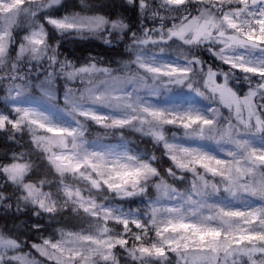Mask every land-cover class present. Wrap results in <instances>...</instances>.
<instances>
[{
	"label": "snow or ice",
	"instance_id": "1",
	"mask_svg": "<svg viewBox=\"0 0 264 264\" xmlns=\"http://www.w3.org/2000/svg\"><path fill=\"white\" fill-rule=\"evenodd\" d=\"M80 5L0 0V264H264V0Z\"/></svg>",
	"mask_w": 264,
	"mask_h": 264
},
{
	"label": "trees",
	"instance_id": "2",
	"mask_svg": "<svg viewBox=\"0 0 264 264\" xmlns=\"http://www.w3.org/2000/svg\"><path fill=\"white\" fill-rule=\"evenodd\" d=\"M122 3V0H89V4L94 8V9H100L101 5H105L106 7L103 8L104 12H110L112 11V5L115 4L117 6H119ZM118 14H121L119 7H117L116 9ZM124 15H131L130 12L128 13H122ZM27 26L23 25L22 29L18 30L19 33L24 32V29H26ZM54 42V41H53ZM95 47L100 48V54L103 55L106 51H109L106 46H104L100 40L98 39H93V40H77V41H72V40H68L65 41L64 45H63V51H66L69 54H74L75 57H85L87 56L88 52ZM104 46V47H103ZM120 51L123 52V46L121 45L120 47ZM71 58V57H70ZM110 59H112L113 61H120V60H126L128 59L127 55L124 56H119V55H112L111 57H109ZM204 58L209 62V63H216L218 64V62H215L212 60V58L207 54L204 53ZM115 64V65H114ZM117 64L113 63V67H116ZM247 89V86L244 85L241 88V92H244ZM130 139L134 140L137 143H134L135 146H141L143 148H147L149 150H151V141H144V142H140V138L138 136H136L135 134H129ZM0 138H3L2 135L0 136ZM107 138H104V140ZM116 138L111 139L114 140ZM15 148V143L10 142V144H8V148L5 151H11ZM3 151V147H0V156H3V153L1 152ZM157 155H159V152L157 153ZM170 165V161H167L166 158L161 159L158 162V167L160 168L161 172H164V169L167 168ZM44 169L41 168L40 170H38L36 172V177L39 176L41 174V172H43ZM183 185L181 184L180 187H182ZM11 189H9L10 191ZM136 199V198H135ZM0 228H3L5 224H7L8 228H13L15 227L17 231H23V221L19 220L16 222L15 226L13 225L12 222V218L11 215L5 214L3 211H0ZM10 214V213H9ZM9 216V217H8ZM52 229H49L48 231H50ZM48 233H45V235H47ZM23 238V237H22ZM33 239H35V235H33ZM121 259H122V263H123V254L121 255Z\"/></svg>",
	"mask_w": 264,
	"mask_h": 264
},
{
	"label": "rangeland",
	"instance_id": "3",
	"mask_svg": "<svg viewBox=\"0 0 264 264\" xmlns=\"http://www.w3.org/2000/svg\"><path fill=\"white\" fill-rule=\"evenodd\" d=\"M72 2V3H71ZM65 3H66V5H67V10H69V11H80L81 10V5H80V0H65ZM60 14H63V9L61 10V13ZM24 25H26L27 26V24L25 23ZM49 28H50V26H49ZM24 34V32H21V33H19V35L20 36H22ZM100 52V48L99 47H95L94 46V48L92 49V51H89L87 54H89V53H92V54H100L99 53ZM101 55V54H100ZM105 59H109V57H105ZM115 65V64H114ZM247 90V89H246ZM245 90V91H246ZM241 94H243V92H241ZM0 95H3V93H2V91H0ZM167 99H169L170 100V102H180V101H182L183 99H184V97H180V96H172V97H169V98H167ZM226 111V110H225ZM2 135V137L3 138H0V146L1 147H3V151H1L3 154H5V153H8L9 155L11 154V151H5L7 148H8V144H10V141H8V139H7V133H0V136ZM18 136H19V134H18ZM24 138L22 137V139L20 140V143H22V144H24L25 146H30V138H29V136L25 133L24 135ZM26 137V138H25ZM111 139H113V137H108V140L109 141H106L107 139H105L104 140V142L105 143H107V144H110V145H115L116 144V139H114V140H112L111 141ZM29 141V142H28ZM2 144H3V146H2ZM133 146H135V145H133ZM139 148H141V149H144L143 147H141V146H138ZM5 149V150H4ZM15 150H17V151H22V150H24L23 148H21L20 147V144L19 143H15V148H14ZM42 174V175H41ZM41 174L39 175V176H35L36 175V173L33 175V179H36V180H39V179H43L44 178V176H43V172H41ZM55 174L54 173H51V174H49L48 175V179L49 180H51V179H53V176H54ZM184 186V185H183ZM182 186V187H183ZM45 190H48L47 189V187L45 188ZM53 191H55V188H53L52 189ZM152 195L154 196L155 195V192L153 191L152 192ZM129 206H131V207H133V208H135V207H143V204L140 202V198H136L135 199V202L134 203H131V204H129V203H127V202H125V207L127 208V207H129ZM1 215V214H0ZM20 220H22L23 221V225L27 222V217H21V219ZM22 225V226H23ZM52 230H50L49 232H51ZM23 239V238H22ZM26 251H27V249H26ZM32 252H33V258L34 259H36V260H38V261H41V262H43V264H48V262L46 261V258H44V257H41L40 255H39V253H36L35 252V250H32ZM122 255V254H121ZM122 260V259H121ZM123 264V263H122Z\"/></svg>",
	"mask_w": 264,
	"mask_h": 264
},
{
	"label": "bare ground",
	"instance_id": "4",
	"mask_svg": "<svg viewBox=\"0 0 264 264\" xmlns=\"http://www.w3.org/2000/svg\"><path fill=\"white\" fill-rule=\"evenodd\" d=\"M72 3V2H71ZM99 47V46H98ZM104 47V46H103ZM91 51V50H90ZM23 138H24V136H23ZM26 138V137H25ZM29 142V141H28ZM2 146H3V144H2ZM28 146V145H27ZM1 147V146H0ZM5 150V149H4ZM42 175V174H41ZM8 215H11V214H8ZM9 217V216H8Z\"/></svg>",
	"mask_w": 264,
	"mask_h": 264
}]
</instances>
